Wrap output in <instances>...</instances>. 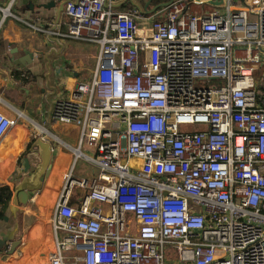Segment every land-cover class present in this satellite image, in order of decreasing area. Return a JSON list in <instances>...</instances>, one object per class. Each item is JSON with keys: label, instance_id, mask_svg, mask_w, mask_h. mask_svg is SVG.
Instances as JSON below:
<instances>
[{"label": "built area", "instance_id": "1", "mask_svg": "<svg viewBox=\"0 0 264 264\" xmlns=\"http://www.w3.org/2000/svg\"><path fill=\"white\" fill-rule=\"evenodd\" d=\"M217 1H175L150 31L112 0L65 3L61 35L99 52L53 106L79 139L64 144L48 264H264V0ZM13 8L0 4V32L12 19L60 34ZM5 106L0 143L24 117ZM81 158L95 176H75Z\"/></svg>", "mask_w": 264, "mask_h": 264}, {"label": "crops", "instance_id": "2", "mask_svg": "<svg viewBox=\"0 0 264 264\" xmlns=\"http://www.w3.org/2000/svg\"><path fill=\"white\" fill-rule=\"evenodd\" d=\"M11 1L13 0H0V4L6 6ZM53 1L56 6L51 7ZM112 1L117 12L137 10L140 25L145 31H150V19L157 12L167 8L157 7L169 0ZM62 2L66 3L67 0H14L13 12L20 19L35 26L56 30L60 33L57 36L38 33L24 22L12 19L5 23L0 32V97L7 104L1 110L13 119L17 118V112L24 115L0 143V186L11 189L14 196L20 178L25 177L24 158H27L32 167L38 164L36 148L31 150L36 134L42 133L39 138L49 143L53 149L49 172L42 189L27 205L19 206L16 217L12 216L8 208L5 216L9 220L0 221V235L14 232L12 242H8L4 249H0V264H43L45 261L48 264L49 256L54 249L51 221L53 206L60 193L63 177L70 171L74 161L73 153L66 149L64 144L77 147L63 138L76 140L78 143L79 128L54 121L53 106L57 99L68 97L78 83L90 79L99 52L94 44L75 41L61 35L65 32L63 25L67 22L65 5L59 17V6ZM91 49L95 50L96 57L94 67L88 76L82 74V69L93 54ZM22 69H29L34 79L33 84L31 82L29 85L25 82V77L19 76ZM40 77L44 81L43 88H38ZM42 94H45L43 102L40 97ZM29 111L33 112V119L27 115ZM27 119L36 127L28 124ZM36 119H39L41 124L35 123ZM40 127L47 132L40 130ZM88 164L86 165L90 168L83 167L79 171L76 167L75 176L78 178L95 176L98 169ZM19 167L17 175L16 170ZM84 194V190L76 189L72 203L78 205L80 197ZM12 203L13 197L9 206ZM13 242L19 244L11 253Z\"/></svg>", "mask_w": 264, "mask_h": 264}, {"label": "water", "instance_id": "3", "mask_svg": "<svg viewBox=\"0 0 264 264\" xmlns=\"http://www.w3.org/2000/svg\"><path fill=\"white\" fill-rule=\"evenodd\" d=\"M174 1L175 0H169L166 3L159 5L157 8L168 7ZM221 3L222 0L217 1V4H221ZM64 5L65 3L62 2L59 6V17L61 12L64 10ZM50 6L51 7L56 6V3L53 1V3ZM145 9L147 10V6H145ZM140 12L145 13V11L142 10H140ZM147 12L149 13V11ZM34 148H36L37 150L36 155L39 157V162L37 165L32 167L29 164L27 158H25V170L23 172L25 173V177L20 178L21 181L16 185L13 196V203L12 205L9 206L10 213L12 214L13 217H16L20 205H27L29 201H31L34 198L35 194L42 189L45 178L49 172L51 158L53 155L52 146L49 143L45 142L42 138H38L33 143L31 150H33ZM8 220L9 218L4 216L3 221H8ZM13 235H14L13 231H10L8 233H2L0 235V249H4L8 242H12ZM18 244H19L18 242L12 243L10 249L11 253L15 250Z\"/></svg>", "mask_w": 264, "mask_h": 264}, {"label": "rangeland", "instance_id": "4", "mask_svg": "<svg viewBox=\"0 0 264 264\" xmlns=\"http://www.w3.org/2000/svg\"><path fill=\"white\" fill-rule=\"evenodd\" d=\"M89 48H91L90 46H89ZM91 52L93 53L92 55H91V57L87 60V63L85 64V67H84V69H82V74H88V76L90 75V73H91V71H92V69H93V67H94V64H95V57H96V52H95V50H92L91 49ZM20 74L21 75H19V76H23V77H25L26 79H25V82H28V84L29 83H31L32 82V84L34 83V79H33V76L30 74V72H29V69H22L21 71H20ZM41 75V74H40ZM38 84V83H37ZM30 85V84H29ZM43 88L44 87V81H43V78L42 77H40V86H38V88ZM30 88V87H29ZM40 97L42 98V102L44 101V99H45V94H42V95H40ZM27 115L29 116V117H31L32 119H33V112L31 113L30 111L27 113ZM27 121V123L28 124H30V125H32V126H34V127H36V125H33V123L31 122V121H29L28 119L26 120ZM35 123H37V124H41L40 122H39V119H36V121H35ZM41 135H43L42 133L39 135V134H36V137H35V139H37V137L39 138ZM63 139H65V140H67L69 143H71L73 146H77L78 145V143H76V140H74V141H71L70 139H67V138H63ZM36 141V140H35ZM24 160H25V158H24ZM86 164H88V163H86V161L84 160V159H79L78 161H77V163H76V166L75 167H77V170L79 171L81 168H90V167H88ZM88 165H90V164H88ZM19 169H20V167L16 170V173H17V175H18V173H19ZM19 179H16V181H18ZM43 264H47V262L45 261Z\"/></svg>", "mask_w": 264, "mask_h": 264}, {"label": "trees", "instance_id": "5", "mask_svg": "<svg viewBox=\"0 0 264 264\" xmlns=\"http://www.w3.org/2000/svg\"><path fill=\"white\" fill-rule=\"evenodd\" d=\"M13 197V191L7 187L0 186V221L3 220L9 204Z\"/></svg>", "mask_w": 264, "mask_h": 264}, {"label": "bare ground", "instance_id": "6", "mask_svg": "<svg viewBox=\"0 0 264 264\" xmlns=\"http://www.w3.org/2000/svg\"><path fill=\"white\" fill-rule=\"evenodd\" d=\"M39 129L42 130V131H44V132H47L45 129H43V128H41V127H40Z\"/></svg>", "mask_w": 264, "mask_h": 264}]
</instances>
